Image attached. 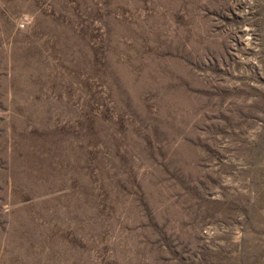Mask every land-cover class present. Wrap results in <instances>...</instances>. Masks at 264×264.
I'll list each match as a JSON object with an SVG mask.
<instances>
[{
  "label": "rangeland",
  "instance_id": "374dc122",
  "mask_svg": "<svg viewBox=\"0 0 264 264\" xmlns=\"http://www.w3.org/2000/svg\"><path fill=\"white\" fill-rule=\"evenodd\" d=\"M0 264H264V0H0Z\"/></svg>",
  "mask_w": 264,
  "mask_h": 264
}]
</instances>
